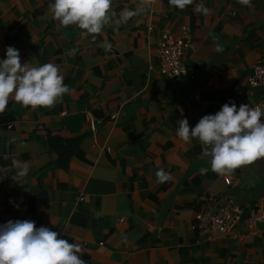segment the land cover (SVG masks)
<instances>
[{"label":"crops","instance_id":"1","mask_svg":"<svg viewBox=\"0 0 264 264\" xmlns=\"http://www.w3.org/2000/svg\"><path fill=\"white\" fill-rule=\"evenodd\" d=\"M54 2L0 0V59L11 46L22 63H53L70 89L52 107L10 98L0 112V225L48 227L78 243L85 264H264V224L245 222L251 208L264 211V158L220 175L198 139L176 135L182 119L194 128L226 103L254 107L262 97L247 78L264 65V0H193L183 10L169 0H112L116 15L95 40L53 20ZM140 6L146 12L116 22ZM183 26L186 73L173 82L159 73L156 49L163 31L177 37ZM56 135H83L66 165ZM23 164L28 175L16 181ZM227 197L241 208L232 231L194 227Z\"/></svg>","mask_w":264,"mask_h":264},{"label":"clouds","instance_id":"2","mask_svg":"<svg viewBox=\"0 0 264 264\" xmlns=\"http://www.w3.org/2000/svg\"><path fill=\"white\" fill-rule=\"evenodd\" d=\"M238 2L249 5L250 0ZM169 3L183 10L193 0ZM112 8V0H55L49 5L53 20L65 28L75 25L92 35L93 40L116 15ZM197 10L208 11L203 3ZM142 12H146L142 6L135 10L125 8L116 22H127ZM217 51L222 49L217 46ZM69 92L59 67L53 63H22L20 52L11 46L6 50V58L0 59V112L6 109L10 98L35 109L52 107ZM262 117L264 112L259 106L241 104L238 108L233 101L224 104L215 115L203 116L194 128H190L187 119L180 120L176 135L188 143L198 139L203 146L202 158H210L211 169L226 175L264 158ZM28 172L27 164L20 165L13 179L19 181ZM155 175L158 183L171 179L162 168ZM59 236L48 227L37 228L31 220L8 221L0 225V264H85L77 255L82 254L81 246Z\"/></svg>","mask_w":264,"mask_h":264},{"label":"built area","instance_id":"3","mask_svg":"<svg viewBox=\"0 0 264 264\" xmlns=\"http://www.w3.org/2000/svg\"><path fill=\"white\" fill-rule=\"evenodd\" d=\"M188 40L189 30L186 26H183L180 36L174 37L167 30L160 35L156 49L159 73L169 81L175 82L186 73L184 51ZM247 80L251 87L262 88V97L254 107L259 106L264 112V65L255 64ZM240 214V206L232 197H227L215 212L201 213L194 227L209 235L228 233L238 224ZM245 222L250 228H254L257 224H264L262 208L259 206L251 208Z\"/></svg>","mask_w":264,"mask_h":264},{"label":"water","instance_id":"4","mask_svg":"<svg viewBox=\"0 0 264 264\" xmlns=\"http://www.w3.org/2000/svg\"><path fill=\"white\" fill-rule=\"evenodd\" d=\"M83 138V135H78L70 138H64L62 136L56 135L52 137L50 140L53 141V147L60 152V163L62 165H66V162L69 161L70 157L74 154L75 148L78 143ZM207 163L201 159L198 162H195L191 169H195L197 167L205 166ZM170 198L166 201L165 207L168 206ZM166 209V208H165Z\"/></svg>","mask_w":264,"mask_h":264}]
</instances>
